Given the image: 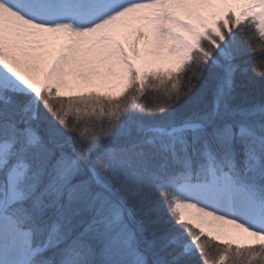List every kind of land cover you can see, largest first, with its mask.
I'll return each mask as SVG.
<instances>
[{
	"label": "snow or ice",
	"instance_id": "6c2138e0",
	"mask_svg": "<svg viewBox=\"0 0 264 264\" xmlns=\"http://www.w3.org/2000/svg\"><path fill=\"white\" fill-rule=\"evenodd\" d=\"M0 264H264V0H0Z\"/></svg>",
	"mask_w": 264,
	"mask_h": 264
},
{
	"label": "trees",
	"instance_id": "16d2710c",
	"mask_svg": "<svg viewBox=\"0 0 264 264\" xmlns=\"http://www.w3.org/2000/svg\"><path fill=\"white\" fill-rule=\"evenodd\" d=\"M241 47L244 48V54L241 55L240 57H238V62L247 61L248 63L245 66L249 68L248 76L251 77L253 80H257L258 81L259 78L256 77L255 74L252 71V64L256 63L257 69H258L259 60L261 59L260 53L259 52L250 53V52L247 51L246 46L241 45ZM257 98H259V97L257 96Z\"/></svg>",
	"mask_w": 264,
	"mask_h": 264
}]
</instances>
